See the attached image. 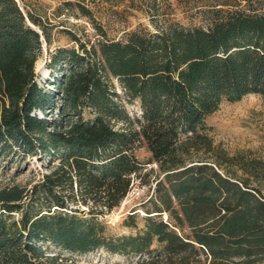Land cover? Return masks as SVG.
Wrapping results in <instances>:
<instances>
[{
  "label": "trees",
  "instance_id": "16d2710c",
  "mask_svg": "<svg viewBox=\"0 0 264 264\" xmlns=\"http://www.w3.org/2000/svg\"><path fill=\"white\" fill-rule=\"evenodd\" d=\"M21 1L0 0V158L36 156L47 170L0 187V264H71L52 245L128 264H263L264 162H252L260 183L237 173L207 117L224 99L264 96V0H124L136 25L110 35L98 24L94 40L68 31L75 44L54 48L55 23ZM152 162L143 225L128 212L135 231L113 233L102 216Z\"/></svg>",
  "mask_w": 264,
  "mask_h": 264
},
{
  "label": "rangeland",
  "instance_id": "374dc122",
  "mask_svg": "<svg viewBox=\"0 0 264 264\" xmlns=\"http://www.w3.org/2000/svg\"><path fill=\"white\" fill-rule=\"evenodd\" d=\"M27 1L44 17L48 16L55 23L52 28V48L59 44H75L68 31L76 32L84 39L94 40L98 36L96 33L98 24H102L110 35H118L124 27L128 25L132 27L139 22L136 20L139 11L135 9L136 15H133L131 13L132 6H128L124 0H73L85 3L92 10L91 17L83 14L77 4L72 8H67L64 4L65 0ZM149 1L134 0V3L136 6L146 7ZM181 7L183 10L190 9V5L185 2H182ZM142 21L149 22V18L143 17ZM47 58V42L43 40V53L36 65L37 77L41 82L50 73L46 64ZM128 108L130 112L139 110L137 104H128ZM207 122L210 125V134L214 141L226 147L234 155L231 167L236 169L239 174L253 175L252 162L257 160L264 162V96L251 92L238 100L224 99L219 108L208 115ZM136 152L138 157L143 160H148L151 156V151L145 142L138 146ZM152 165L155 170L145 175L147 182L143 184L136 180L121 204L102 216L113 233L135 231L134 228L126 226L122 222L123 216L128 212L139 210L138 223L143 225L142 215L145 212L140 207L141 202L152 194L155 176L157 173L161 174L157 162H152L150 166ZM46 170L42 160L36 156L0 158V187L13 183L31 187ZM252 177L254 182L260 183L255 175ZM50 251H61L67 262L71 264H128L129 260L133 258V256L111 252L104 248L77 252L52 245Z\"/></svg>",
  "mask_w": 264,
  "mask_h": 264
},
{
  "label": "water",
  "instance_id": "95a60500",
  "mask_svg": "<svg viewBox=\"0 0 264 264\" xmlns=\"http://www.w3.org/2000/svg\"><path fill=\"white\" fill-rule=\"evenodd\" d=\"M29 22L32 24V22L29 20ZM33 25V24H32Z\"/></svg>",
  "mask_w": 264,
  "mask_h": 264
}]
</instances>
